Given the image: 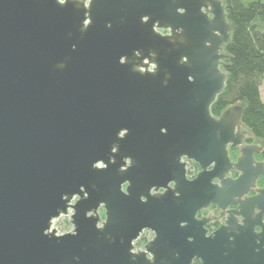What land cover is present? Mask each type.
<instances>
[{
    "label": "water",
    "instance_id": "1",
    "mask_svg": "<svg viewBox=\"0 0 264 264\" xmlns=\"http://www.w3.org/2000/svg\"><path fill=\"white\" fill-rule=\"evenodd\" d=\"M231 33L221 0H0V264H264Z\"/></svg>",
    "mask_w": 264,
    "mask_h": 264
},
{
    "label": "trees",
    "instance_id": "2",
    "mask_svg": "<svg viewBox=\"0 0 264 264\" xmlns=\"http://www.w3.org/2000/svg\"><path fill=\"white\" fill-rule=\"evenodd\" d=\"M221 1L232 33L230 42L224 46L227 58L221 64L228 79L212 113L219 117L228 108L241 105L246 140L262 147L264 160V101L260 90L264 82V0ZM101 216L104 217V211ZM68 226L71 227L70 222ZM145 243L144 239L140 245Z\"/></svg>",
    "mask_w": 264,
    "mask_h": 264
},
{
    "label": "flooded vegetation",
    "instance_id": "3",
    "mask_svg": "<svg viewBox=\"0 0 264 264\" xmlns=\"http://www.w3.org/2000/svg\"><path fill=\"white\" fill-rule=\"evenodd\" d=\"M222 52H224V47H223ZM246 138H247V134L245 135V139L243 141V145H240V146L236 147L235 149H232L231 146L229 147V155H230L231 161L233 163H237L239 161V159L243 156V154H242V148L243 147H245V146H254V145L255 146H259V145L255 144V143H249L246 140ZM261 152H262V150L260 152H255L254 153V159H255V162L257 164H264V160L261 158ZM189 166H193L195 168V171L197 172V174L201 171L200 167L194 162H189L188 163L187 170H188ZM240 175H241V172H239L237 170H230L229 174H228L229 177H232L234 179H237ZM187 177H188V172H187ZM188 179L192 180L194 178L188 177ZM216 182H218V181H215V183ZM263 189H264V172L260 175V177L257 179V181L255 183V186L252 188L253 192H251L248 195L244 196L242 199L255 197V196H257L259 194L258 192L263 190ZM237 208H238V205L235 204V205H231L226 211H223L221 209H218V207L216 205H210L207 209H203V210L199 211L198 214H197V218L200 219V220H202L204 218L211 219L210 222L208 224H206V226H205L206 229L209 231V234H211V233L215 232L216 230H218L219 228H221V226L224 224V219L226 217H229L230 211H233V210H235ZM239 219L242 220L241 218H239ZM263 223H264V217H263ZM70 228H72V229L69 230L68 232L73 230L72 224H71ZM257 231L259 232L260 229L257 228ZM68 232H66V233H68ZM148 238H151V239L148 240ZM153 238H154L153 232L145 230L144 233L140 236V238L134 243L135 248H136L135 251L138 252V251L144 250L145 246ZM144 239L147 241V243H145L143 245H140L141 242H144Z\"/></svg>",
    "mask_w": 264,
    "mask_h": 264
},
{
    "label": "rangeland",
    "instance_id": "4",
    "mask_svg": "<svg viewBox=\"0 0 264 264\" xmlns=\"http://www.w3.org/2000/svg\"><path fill=\"white\" fill-rule=\"evenodd\" d=\"M260 90H261V98L264 101V82H263Z\"/></svg>",
    "mask_w": 264,
    "mask_h": 264
}]
</instances>
